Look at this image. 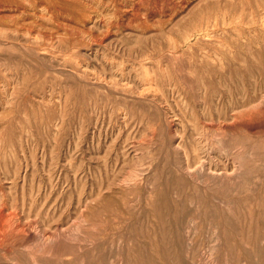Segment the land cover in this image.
Here are the masks:
<instances>
[{
    "label": "rangeland",
    "instance_id": "rangeland-1",
    "mask_svg": "<svg viewBox=\"0 0 264 264\" xmlns=\"http://www.w3.org/2000/svg\"><path fill=\"white\" fill-rule=\"evenodd\" d=\"M0 218V264H264V0H0Z\"/></svg>",
    "mask_w": 264,
    "mask_h": 264
},
{
    "label": "bare ground",
    "instance_id": "bare-ground-1",
    "mask_svg": "<svg viewBox=\"0 0 264 264\" xmlns=\"http://www.w3.org/2000/svg\"><path fill=\"white\" fill-rule=\"evenodd\" d=\"M195 146V145H194ZM200 151V150H199ZM218 174V173H217ZM15 217V216H14ZM8 218V217H7ZM1 219V218H0ZM10 220H11V218H10ZM2 222H4V221H2ZM1 224V223H0ZM7 224V223H6ZM5 224V225H6ZM0 225V250H2V249H4L5 247H7L8 246V244H9V242H8V240H9V238L11 237V236H13V234L14 235H19L22 231H23V228L19 225V224H17V225H15V226H12L11 227V225L10 226H8V225ZM13 225V224H12ZM11 227V228H10ZM25 228V227H24ZM216 241V240H215ZM42 243V242H41ZM15 260V259H14ZM33 263L34 264H36V262L35 261H33ZM40 264V263H39Z\"/></svg>",
    "mask_w": 264,
    "mask_h": 264
}]
</instances>
